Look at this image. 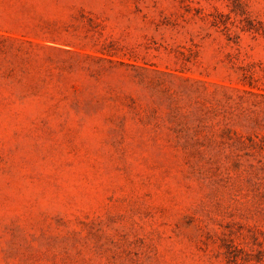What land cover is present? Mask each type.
Returning <instances> with one entry per match:
<instances>
[{
	"label": "rangeland",
	"instance_id": "rangeland-1",
	"mask_svg": "<svg viewBox=\"0 0 264 264\" xmlns=\"http://www.w3.org/2000/svg\"><path fill=\"white\" fill-rule=\"evenodd\" d=\"M0 264H264V0H0Z\"/></svg>",
	"mask_w": 264,
	"mask_h": 264
}]
</instances>
